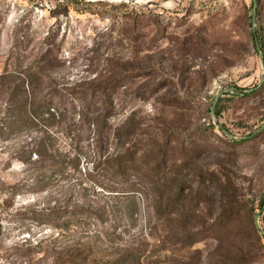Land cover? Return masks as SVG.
<instances>
[{
  "label": "rangeland",
  "instance_id": "374dc122",
  "mask_svg": "<svg viewBox=\"0 0 264 264\" xmlns=\"http://www.w3.org/2000/svg\"><path fill=\"white\" fill-rule=\"evenodd\" d=\"M0 264H264V0H0Z\"/></svg>",
  "mask_w": 264,
  "mask_h": 264
},
{
  "label": "trees",
  "instance_id": "16d2710c",
  "mask_svg": "<svg viewBox=\"0 0 264 264\" xmlns=\"http://www.w3.org/2000/svg\"><path fill=\"white\" fill-rule=\"evenodd\" d=\"M256 39L259 40V42L262 44V41H261V38H260L259 35H258V37L256 36ZM114 157L116 158V160L119 159V155L118 154H115ZM109 161L111 162V160H109ZM114 162L115 163H113V162L109 163L108 161H106L104 163L106 164V166H108L109 169H113V168H115L114 170L119 169V167L122 165V162H116V161H114ZM131 167H132V165H131ZM107 171H109V170L107 169Z\"/></svg>",
  "mask_w": 264,
  "mask_h": 264
},
{
  "label": "water",
  "instance_id": "95a60500",
  "mask_svg": "<svg viewBox=\"0 0 264 264\" xmlns=\"http://www.w3.org/2000/svg\"><path fill=\"white\" fill-rule=\"evenodd\" d=\"M255 225H256V228H257L258 230L261 229V227H260V225H259V223H258L257 216L255 217Z\"/></svg>",
  "mask_w": 264,
  "mask_h": 264
}]
</instances>
